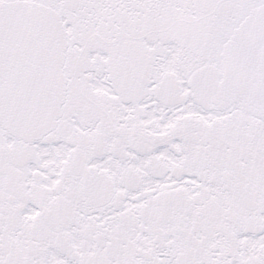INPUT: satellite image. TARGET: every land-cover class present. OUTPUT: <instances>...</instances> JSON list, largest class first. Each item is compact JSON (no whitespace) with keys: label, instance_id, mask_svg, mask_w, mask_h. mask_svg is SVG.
Returning <instances> with one entry per match:
<instances>
[{"label":"snow or ice","instance_id":"6c2138e0","mask_svg":"<svg viewBox=\"0 0 264 264\" xmlns=\"http://www.w3.org/2000/svg\"><path fill=\"white\" fill-rule=\"evenodd\" d=\"M0 264H264V0H0Z\"/></svg>","mask_w":264,"mask_h":264}]
</instances>
